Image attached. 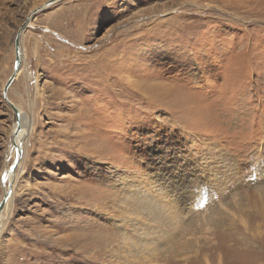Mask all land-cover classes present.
Returning a JSON list of instances; mask_svg holds the SVG:
<instances>
[{
  "label": "rangeland",
  "instance_id": "rangeland-1",
  "mask_svg": "<svg viewBox=\"0 0 264 264\" xmlns=\"http://www.w3.org/2000/svg\"><path fill=\"white\" fill-rule=\"evenodd\" d=\"M48 1L0 0V202L35 16L0 264H264V0ZM190 173L196 224L132 254L126 184Z\"/></svg>",
  "mask_w": 264,
  "mask_h": 264
},
{
  "label": "bare ground",
  "instance_id": "bare-ground-1",
  "mask_svg": "<svg viewBox=\"0 0 264 264\" xmlns=\"http://www.w3.org/2000/svg\"><path fill=\"white\" fill-rule=\"evenodd\" d=\"M34 14L36 15L37 13L35 12ZM34 17L32 18L34 19ZM33 19H31V21ZM31 21H30V25H31ZM22 53H23V60L25 61L26 52L24 49H22ZM24 70L25 67H21V69L17 73V76ZM27 77L28 79L31 80L34 79V76L30 72L27 74ZM39 92L42 93V89H40ZM18 115L20 118L19 125L21 130L17 135H15L14 141L20 145L21 140H23V138L24 140H26L27 139L26 134H28L29 132L31 133L32 128L34 127H33V120L31 118H27L26 114L21 108ZM17 127L16 126L14 127V132ZM25 129L26 130L28 129V131H24ZM22 150L24 152L23 145H22ZM21 165L22 162L20 163V167ZM259 171L260 173L263 172L262 170ZM154 177L156 179L154 180V182H152L151 186L153 187L154 191L157 192L156 193L157 195H152L149 193L150 191L146 183L130 182L131 184H126V188H125V191H127L128 192L127 194L129 195V199L125 200L127 205H131L132 207L137 205L138 207H140L138 213H135L134 211L126 213L127 216L129 217H132L133 215L135 216L134 221L136 222L132 223L133 229L135 225L137 227L145 225L144 229L141 230L138 229L137 232H139V234L136 233L137 234L136 237L140 238L138 242L135 241L136 239L130 241L131 242L130 244L133 247V249H131V252L132 254H136L139 256V253L138 252L136 253V251H138V249L136 250V247L139 245L141 247V256L144 259L156 257L159 254H161L164 245L167 246L171 241H174V239L178 238L177 232L179 231L178 228L180 226L182 225L192 226L193 224H196L195 217L197 215V212L193 210L192 207L195 206L194 205L195 202L200 198L199 193L196 190V186L200 183L201 177H199L197 173L182 174V175L175 174L173 176L170 175V177L160 175L158 179L156 176ZM159 181L161 182V185L156 186L157 183H159ZM10 195L11 197L8 199V202L6 204L7 207H5L4 213H0L2 214L1 216H3V214L6 213V210L8 209L9 205L13 202L12 200L13 195L12 194ZM142 216L144 218L147 217L149 223L147 224L144 222L142 223V221L139 220ZM222 223H223L222 220H218L213 224H215L218 227V225L220 226ZM189 245L190 243L187 244L186 246L188 247Z\"/></svg>",
  "mask_w": 264,
  "mask_h": 264
},
{
  "label": "water",
  "instance_id": "water-1",
  "mask_svg": "<svg viewBox=\"0 0 264 264\" xmlns=\"http://www.w3.org/2000/svg\"><path fill=\"white\" fill-rule=\"evenodd\" d=\"M56 1H58V0H49L44 6H42L39 9H36L34 11V13L38 12V11H40V10L46 8V7H48L49 5H52ZM30 17L31 16L28 17V19L23 24V26L20 28V30H19V32L17 34L16 40H15V44H16V66H15V69H14L13 73L9 77L8 81L6 82L5 87H4V91H3L6 101L8 102L10 107L14 110V112L16 113V116H17V120H18L17 121V126L18 127L15 130V135H17L19 133V131L21 130L20 125H19L20 118H19V115H18L19 112H20V108L14 102L11 101V99L8 96V91L10 89L11 84L16 79L18 71L22 67L23 53H22V38H21V35L23 33V30L27 26ZM15 146H16V149H17V156H16L15 161L13 162V164L10 166V168H8L4 172L3 177H2V181H1V184H2V187H3V190H4V195H3L2 201L0 202V213H4V209L6 207L8 199L11 196L10 194H12V192H13V186H14V181H15L16 176H17V170L20 167V163H21L20 161H21V159L23 158V155H24V152L22 150V141H21L20 145L18 143H15ZM5 173L7 174V178L6 179H4ZM8 182H9V185L7 186ZM1 215L2 214H0V217L2 218ZM1 218H0V221H1Z\"/></svg>",
  "mask_w": 264,
  "mask_h": 264
},
{
  "label": "snow or ice",
  "instance_id": "snow-or-ice-1",
  "mask_svg": "<svg viewBox=\"0 0 264 264\" xmlns=\"http://www.w3.org/2000/svg\"><path fill=\"white\" fill-rule=\"evenodd\" d=\"M6 178H7V174L5 173L4 179H6Z\"/></svg>",
  "mask_w": 264,
  "mask_h": 264
}]
</instances>
